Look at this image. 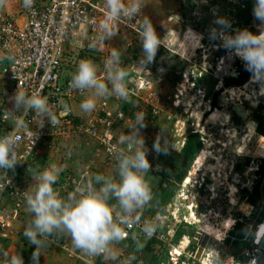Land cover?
I'll return each mask as SVG.
<instances>
[{
	"label": "built area",
	"instance_id": "built-area-1",
	"mask_svg": "<svg viewBox=\"0 0 264 264\" xmlns=\"http://www.w3.org/2000/svg\"><path fill=\"white\" fill-rule=\"evenodd\" d=\"M4 1L0 0V3ZM16 2L21 7L19 20L0 11V136L16 131V117L25 119L29 131H16L19 159L16 168L0 170V264H9L8 245L16 233V226L26 214L23 192L35 184L34 180L27 183L31 177L28 169L36 168L39 154H56L65 161L71 158L73 147L78 143L92 148L93 159L78 170L62 173L63 163L56 165L60 174L55 189L61 197H65L93 177L95 160H101L105 168L115 170L114 152L124 147L121 144L123 137L116 132V128L130 121L124 111L128 101L115 96L99 98L95 110L85 118L73 115L71 110L64 111L65 105L70 109L71 102L87 97V92L70 89L71 77L64 76V47L68 36L75 32L84 35L91 50L114 35L126 43L125 61L120 66L129 72L126 81L129 99L134 98L140 104L149 106V130L141 139L150 163L145 180L160 169L158 163L163 147L178 151L189 135H196L201 148L164 208L145 205L133 213L140 215V221L129 230L128 239L112 245L116 259L77 252L70 238L62 234L46 239L41 256L51 252L61 253L66 258L65 264H133L141 251L150 246L160 259V264H214L217 260L219 264H224L229 257L233 258L235 264H251L258 251L256 237L252 244L256 249L245 251L240 256L228 252L234 242L239 241L232 233L250 216V213H240L236 209L242 200L240 193L247 189L236 178L239 162L234 158L223 162L227 146L231 144L228 139L230 135H225L222 140V136L213 131L204 132L202 123L204 116L210 113L211 102L207 100L204 105L203 99L197 104V99L189 100L184 96L188 86L187 90H177L173 96L166 95L164 107L157 106L156 97L151 93L152 73L147 66L139 35L143 22L142 10L134 17L122 16L113 22L107 20L105 0H34L30 7H25L23 0ZM102 23L109 24L113 33L111 36L104 34ZM98 78L108 82L106 72ZM183 83H188L184 75ZM18 91L28 95L39 92L45 96L57 123L52 125L48 115L37 117L30 110L17 108L14 96ZM192 105L193 110L198 109L200 114L196 128L188 135L182 132L186 126L183 119ZM213 141L219 146L216 150L212 148ZM214 151L216 155H213ZM202 154L204 156L200 157ZM260 178L261 175L258 176ZM248 208L252 210V206ZM227 220H232L228 228L224 225ZM145 221H150L155 228L151 236H146L142 231ZM205 224L220 231V238L213 239L203 233ZM181 226L196 227L195 236L190 240L189 236L183 235L174 242ZM243 230L245 235L242 240L248 241L252 227L244 225ZM205 236L211 238L206 244L203 243ZM32 248L35 250L34 245ZM24 264H33V261ZM39 264L42 263L39 261Z\"/></svg>",
	"mask_w": 264,
	"mask_h": 264
},
{
	"label": "rangeland",
	"instance_id": "rangeland-1",
	"mask_svg": "<svg viewBox=\"0 0 264 264\" xmlns=\"http://www.w3.org/2000/svg\"><path fill=\"white\" fill-rule=\"evenodd\" d=\"M240 1L142 0L141 7L143 20L147 18L151 21L162 44V46H159L154 60L147 64L152 73L151 93L156 97L157 106L159 108L164 107V97L166 95L173 96L177 93V90H180L178 86L183 83L184 75L188 80L186 87H189L188 90L187 88L184 89V91L187 90L184 96H187L189 100L197 99L195 104L197 102L201 103V99H204L205 105L207 100H210L212 105L215 106V110L213 108L211 111H216L220 116L212 121L209 120L210 115H205L202 123L204 132L213 131L215 134L222 136V140L225 135L230 134L232 136L228 138L231 144L227 146L223 162H226L228 158L237 159L239 162L236 178H239L242 185H246L247 189L245 188L240 193L242 200L236 209H239L240 213H250L249 218L242 225H238L235 232L237 235L243 236L240 238V236L235 235L234 237L239 241H235L228 250L231 254L239 256L245 251L256 249L252 245L253 239L255 240L256 225L264 222V171L260 179H258L259 175H254L257 171H261V167H264V137L258 135L255 131L257 126L264 131V74L252 77L246 71L241 60L233 52L225 49L221 37V33L232 35L237 31L236 16L238 13L234 7L241 4ZM126 2H129V0H126ZM220 17L230 22L231 29H221L214 23ZM249 21L254 27V34L264 32V25H257V21L253 16ZM213 30L216 32L215 38L212 37ZM73 47L75 50H71L70 53L67 52L64 57L65 77H71L73 70H76L81 59L93 60L98 66L97 75L100 77L103 72H106L104 68L105 60L113 49L120 52V65L125 61L127 53L125 41L116 35L94 50L88 48L85 39L81 43H76ZM230 90H233L231 93L236 97L230 95ZM91 95L92 91H87L86 96ZM82 101L83 99L79 98L75 102H71L70 110L73 115H80L85 118L91 112L85 113L80 109L79 106ZM98 101L99 99H97L96 104ZM235 106H241L243 110H246V119L233 120L235 116L233 107ZM126 110L130 121L119 124L116 132L122 137L131 135L141 140L149 130L144 123L149 115V106L136 102V105L126 107ZM192 111L193 105L187 117L183 119L186 126L182 132H186L188 135L189 131L196 128L195 124L198 122L197 118L192 117ZM138 113L144 115L143 127L136 120ZM224 114L228 115L226 121H223L222 118ZM199 130L202 131L203 129L200 128ZM234 131H236V135H234ZM242 142L245 143L246 148L240 154L238 148ZM213 143V150L219 148L214 141ZM73 149L71 158L65 161L58 155L49 153H45L44 160H50V163L55 165L62 162V173H66L71 172L73 169H80L81 165L93 159L92 148L78 143ZM213 155H216L215 151ZM257 164L258 170H256ZM93 172V176L98 173L104 175L115 174V170L105 168L101 160H95ZM31 178L32 175L27 180L28 184L33 181V178ZM146 181L152 191L150 206H154L155 202H166L171 195H174L177 184H179L171 177L161 180V177L156 174L146 178ZM251 181H254V184H251ZM257 183L259 185L258 195L253 197L252 190L249 191V188L250 186L253 188ZM164 206L160 208H164ZM248 206H252V210ZM30 220L31 214L27 211L21 218L20 224L16 226V233L8 245L9 253L11 252L9 256L20 255L24 263L32 260V252L34 251L32 244L23 235V228ZM244 225L252 227V234L249 235L248 241L242 240L245 235ZM196 230V227L186 229V235L190 237V240L195 236ZM208 241H211V238L205 236L203 243L206 244ZM75 249L77 252L83 253L81 250ZM194 255H196L195 252ZM156 257L158 256L153 250L144 249L136 257L133 264H160ZM39 261L42 264H65L66 258L61 253L51 252L47 256H40Z\"/></svg>",
	"mask_w": 264,
	"mask_h": 264
},
{
	"label": "clouds",
	"instance_id": "clouds-1",
	"mask_svg": "<svg viewBox=\"0 0 264 264\" xmlns=\"http://www.w3.org/2000/svg\"><path fill=\"white\" fill-rule=\"evenodd\" d=\"M23 3L25 7H30L34 0H23ZM105 7L107 20L116 22L122 16L131 18L139 14L142 0H129L127 3L126 0H105ZM252 16L264 25V0H254ZM214 23L221 29H231L230 22L225 18H217ZM101 27L107 36L113 34L108 23H102ZM139 35L144 57L147 62H152L160 39L149 19L144 18ZM215 35L213 30L212 37L215 38ZM221 37L225 49L241 60L252 77L264 74V32L254 34L244 29L237 30L232 35L221 33ZM104 68L107 83L98 78V66L91 59H81L71 75L68 85L70 89L78 92L92 91V95L87 96L79 106L85 113L95 110L99 98L115 96L129 101L126 83L129 73L120 66L118 50L110 52ZM14 103L17 108L30 110L37 117L48 115L52 125L57 123L49 109L47 98L39 92L28 95L18 91L14 96ZM64 111H70L67 105ZM143 119V113L136 115L141 127ZM14 128L16 131H29L23 117L14 119ZM16 131L0 136V170H14L19 163ZM121 144L124 147L114 152V175L95 174L86 184L78 185L65 197H61L54 187L60 174V169L55 164L43 169H28L35 184L30 190L23 192L27 211L31 214L23 235L35 246L31 257L33 264H39L46 239L56 234L70 237L72 245L86 255H104L116 259V251L112 245L129 238V230L140 221V215L133 213L143 209L152 200L151 188L145 180L150 163L142 147L143 141L129 135L122 138ZM113 200L115 203H111ZM142 231L146 236H151L155 228L150 221H145ZM258 232L264 233V224L259 226ZM9 264H24V261L22 256L14 255ZM214 264H219V261H214ZM224 264L235 262L229 257Z\"/></svg>",
	"mask_w": 264,
	"mask_h": 264
},
{
	"label": "trees",
	"instance_id": "trees-1",
	"mask_svg": "<svg viewBox=\"0 0 264 264\" xmlns=\"http://www.w3.org/2000/svg\"><path fill=\"white\" fill-rule=\"evenodd\" d=\"M241 4L236 5L234 8H236V12L238 15L236 16V30H248L252 33H254V27L250 23V18L252 16V9L254 5V0H241ZM260 23L257 21V25ZM177 54V53H176ZM136 102L138 101L134 98H130L129 101L124 105V111L126 112V107H133L136 105ZM127 113V112H126ZM148 120L149 118L147 117L146 120L144 121L145 127L148 128ZM234 121H238L239 119L234 116L233 117ZM256 133L262 137H264V131L260 127H256L255 129ZM201 146L200 143L198 142V137L196 135H189L182 148H180L178 151H171L167 147H163L160 158H159V170L155 173L157 176L161 177V180L167 179V177L173 178L176 182H180L182 178L185 176L187 170L189 169L191 163L197 156ZM261 171H258L256 174L261 175L264 171V167L260 168ZM258 189L259 185L258 183L252 188V196H257L258 195ZM173 196V195H171ZM169 197V199L166 202H155L154 206L156 208L163 207L167 202L171 200L172 197ZM149 205V204H147ZM150 206V205H149ZM232 225V222L229 223L227 228ZM261 225V224H260ZM238 227V225H237ZM234 230L232 233L233 236L237 235L235 232L237 230ZM188 228H193V227H187L185 228L184 226H181L177 232L176 238L174 242H177L183 235H186V229ZM188 236V235H187ZM240 236V238L243 236ZM146 249L148 251H152V248L148 246ZM157 260L159 261L160 259L156 257Z\"/></svg>",
	"mask_w": 264,
	"mask_h": 264
},
{
	"label": "crops",
	"instance_id": "crops-1",
	"mask_svg": "<svg viewBox=\"0 0 264 264\" xmlns=\"http://www.w3.org/2000/svg\"><path fill=\"white\" fill-rule=\"evenodd\" d=\"M0 11L12 15L13 17H15L18 20L20 19L19 14L21 12V7H20V4L18 2H16V0H5L4 2L0 3ZM83 39H85L84 35L78 34L76 32L69 35L67 38V42L65 44V47H64L65 55L67 52L70 53L71 50H75L73 46H75L76 43H81ZM65 55H64V57H65ZM63 61H64V59H63ZM73 69H74V67H73ZM63 70H64V65H63ZM74 71L75 70H73V72ZM64 75H65V72H64ZM78 116H80V115H78ZM44 157H45V153H41L38 155L37 166L35 169H43V168L48 167L49 164H51L50 160L49 161H47V159L44 160ZM26 213H27V209H26ZM9 254H11V252L9 253V248H8V255Z\"/></svg>",
	"mask_w": 264,
	"mask_h": 264
},
{
	"label": "bare ground",
	"instance_id": "bare-ground-1",
	"mask_svg": "<svg viewBox=\"0 0 264 264\" xmlns=\"http://www.w3.org/2000/svg\"><path fill=\"white\" fill-rule=\"evenodd\" d=\"M180 89H185L186 88V83H182V84H179V86H178ZM231 91H233V90H230L229 91V93H230V95L232 96V97H236V95H234V94H232L231 93ZM226 93H228V92H226ZM238 108H240V110H241V112H243V113H245V114H247L245 111L246 110H243L242 108H241V106L239 107V106H237ZM208 111V110H207ZM193 113H192V117H195V118H198L199 117V111H198V109H194L193 111H192ZM210 117H209V120H216L218 117H220L219 116V114L216 112V111H211L210 110ZM222 115V114H221ZM226 117V118H225ZM222 118H223V121H226L227 119H228V115L226 114H224L223 116H222ZM221 125H223L224 126V124L223 123H221ZM225 133H227V132H225ZM252 133V131H251V129H250V134ZM230 135V134H229ZM234 135H236V131H234ZM231 136V135H230ZM229 136V137H230ZM232 137V136H231ZM248 137V136H247ZM247 142V141H246ZM224 146V145H223ZM245 148H246V146H245V143H241L240 145H239V148H238V150H239V153L240 154H242L243 152H244V150H245ZM204 156V154H202V155H200V157H203ZM210 169H212V168H210ZM243 207H246V206H243ZM245 209V208H244ZM230 222H232V220H227L226 222H225V227L227 228V226L229 225V223ZM262 224H264V222H262L261 223V225ZM259 226H260V224H259ZM258 228L259 227H257V229H256V233H255V237H256V241H258V238H260L261 236H262V232H258ZM203 233H205L206 235H208V236H211L213 239H219L220 238V236H221V234H220V231H218V230H216L215 228H213L211 225H208V224H205L204 226H203Z\"/></svg>",
	"mask_w": 264,
	"mask_h": 264
},
{
	"label": "water",
	"instance_id": "water-1",
	"mask_svg": "<svg viewBox=\"0 0 264 264\" xmlns=\"http://www.w3.org/2000/svg\"><path fill=\"white\" fill-rule=\"evenodd\" d=\"M233 112L237 118L246 119L247 115L241 112L240 108L237 106L233 107ZM258 251L252 260L251 264H264V233L258 238L257 241Z\"/></svg>",
	"mask_w": 264,
	"mask_h": 264
},
{
	"label": "flooded vegetation",
	"instance_id": "flooded-vegetation-1",
	"mask_svg": "<svg viewBox=\"0 0 264 264\" xmlns=\"http://www.w3.org/2000/svg\"><path fill=\"white\" fill-rule=\"evenodd\" d=\"M217 92H218V91H217ZM198 94H199V93H198ZM203 101H204V99H203ZM213 108H215V106L212 105V103H211V109H213ZM211 109H210V110H211ZM207 115H209V113H208ZM207 115H206V116H207Z\"/></svg>",
	"mask_w": 264,
	"mask_h": 264
}]
</instances>
